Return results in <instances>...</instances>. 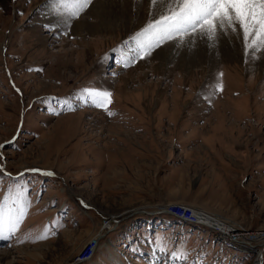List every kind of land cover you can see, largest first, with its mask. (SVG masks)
<instances>
[{
	"label": "rangeland",
	"instance_id": "rangeland-1",
	"mask_svg": "<svg viewBox=\"0 0 264 264\" xmlns=\"http://www.w3.org/2000/svg\"><path fill=\"white\" fill-rule=\"evenodd\" d=\"M165 4L92 0L66 20L0 0V201L26 207L0 264H264V55L229 32L140 58L133 38ZM85 88L110 91L113 115Z\"/></svg>",
	"mask_w": 264,
	"mask_h": 264
},
{
	"label": "snow or ice",
	"instance_id": "snow-or-ice-1",
	"mask_svg": "<svg viewBox=\"0 0 264 264\" xmlns=\"http://www.w3.org/2000/svg\"><path fill=\"white\" fill-rule=\"evenodd\" d=\"M157 2L158 0H152L153 4ZM91 3L92 0H49L53 11L66 20L78 18ZM167 6V14L149 22L133 38L136 45L133 51L140 58L150 55L161 44L177 38L183 40L185 36L200 35L214 40L219 34L229 32L242 37L246 56L255 58L257 53L264 54V0H167ZM222 89L223 85L218 83L216 90ZM79 100L83 104L104 110L109 116L113 115L109 107L113 103L110 91L85 88ZM63 103L66 110H75L67 101ZM49 111L54 109L50 108ZM26 171L54 175L51 171L41 169ZM22 196L23 193L18 192L11 198L6 197L4 201H0V239H7L6 233H15L22 223L26 214ZM47 238V229L44 234L36 237L38 240ZM180 258H183V254Z\"/></svg>",
	"mask_w": 264,
	"mask_h": 264
},
{
	"label": "bare ground",
	"instance_id": "bare-ground-1",
	"mask_svg": "<svg viewBox=\"0 0 264 264\" xmlns=\"http://www.w3.org/2000/svg\"><path fill=\"white\" fill-rule=\"evenodd\" d=\"M134 1V0H133ZM161 1H163V3L165 2L166 4V6H167V0H161ZM43 2V1H42ZM146 3V2H145ZM130 5V4H129ZM140 6V5H139ZM165 6V7H166ZM137 7H138V4H137ZM168 7V6H167ZM129 9H130V6H129ZM166 9V8H165ZM165 11V10H164ZM222 34V33H221ZM224 34V33H223ZM235 35V34H234ZM233 35V37H235ZM220 36V35H219ZM223 36V35H222ZM202 39H203V41H198V44H199V48H201V43H204V41H206L207 40V37H205V36H200ZM238 37V36H237ZM224 38V37H223ZM236 38V37H235ZM234 38V39H235ZM228 39V38H227ZM231 39H232V37H231ZM238 39V38H237ZM240 39V38H239ZM238 39V40H239ZM196 40V39H195ZM233 40V39H232ZM210 41V40H209ZM233 42H234V40H233ZM238 42V41H237ZM207 43V42H206ZM188 44H189V46H190V44H192V42H188ZM241 44V43H240ZM188 46V45H187ZM241 47V46H240ZM188 48V47H187ZM236 49V48H235ZM239 49V48H238ZM244 49V48H243ZM242 49V50H243ZM201 51H202V54L204 55V60L206 59V56H208V54L206 55V53H205V51H204V48L202 47V49H200ZM207 50V49H206ZM225 50V49H224ZM229 51V50H228ZM187 52V51H186ZM224 52V51H223ZM239 52V51H238ZM237 52V53H238ZM243 52V51H242ZM222 53V52H221ZM232 53V52H231ZM219 54V53H218ZM223 54V53H222ZM189 50H188V52L187 53H185V58L186 59H188V57H189ZM210 55V54H209ZM212 55V54H211ZM217 55V54H216ZM262 55H264V54H262ZM224 56L226 57V59H230L231 57H233V55L230 57V54L228 53V52H225L224 53ZM221 57V56H220ZM234 57H237V56H234ZM240 57V56H239ZM212 59V58H211ZM234 59V58H233ZM237 59V58H236ZM191 61H193L190 65H189V67L188 68H186L185 69V72H186V74L187 75H189V76H192L193 75V70H194V72H197V70H195V67L196 66H198L197 64H195L194 62L196 61V59L195 58H193V59H191ZM220 61H222L221 59H220ZM204 62V61H203ZM206 63H207V61H206ZM205 63V64H206ZM208 64V63H207ZM195 66V67H194ZM199 66H201V64L199 65ZM208 66V65H207ZM205 67V66H204ZM210 67V66H209ZM194 68V69H193ZM214 69V68H213ZM206 70V69H205ZM224 71V70H223ZM205 73H206V71H205ZM209 73V72H208ZM228 74H229V72H228ZM185 75V74H184ZM185 77H186V75H185ZM230 81V80H229ZM228 80H227V82H229ZM224 82V81H223ZM226 87V86H225ZM226 90V89H225ZM223 92V91H222ZM226 93V92H225ZM226 105H227V103H225ZM108 218V217H107ZM113 217H109L108 219H109V223H111L110 221L112 220L113 221V219H112ZM189 218V217H188ZM111 219V220H110ZM198 220V219H197ZM108 223V224H109ZM88 244H87V246L90 244L91 245V242H87ZM94 245V244H93ZM81 259H82V257H81Z\"/></svg>",
	"mask_w": 264,
	"mask_h": 264
},
{
	"label": "built area",
	"instance_id": "built-area-1",
	"mask_svg": "<svg viewBox=\"0 0 264 264\" xmlns=\"http://www.w3.org/2000/svg\"><path fill=\"white\" fill-rule=\"evenodd\" d=\"M174 213H176V215H184V216H186V217H192V218H195V219H198V220H204V221H208V222H210L209 220H206V219H204V218H199V216H197L196 214H195V212L193 211V210H189V209H187L186 207L184 208V209H180V210H178V211H174ZM215 226H216V224L215 223H213ZM219 227V226H218ZM221 228H224V227H221ZM225 229V228H224ZM226 230V229H225ZM224 230V231H225ZM89 249H91V246L89 247Z\"/></svg>",
	"mask_w": 264,
	"mask_h": 264
}]
</instances>
